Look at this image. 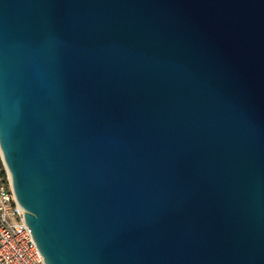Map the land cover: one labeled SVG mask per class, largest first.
<instances>
[{
    "label": "water",
    "instance_id": "obj_1",
    "mask_svg": "<svg viewBox=\"0 0 264 264\" xmlns=\"http://www.w3.org/2000/svg\"><path fill=\"white\" fill-rule=\"evenodd\" d=\"M0 156L46 264H264V0H0Z\"/></svg>",
    "mask_w": 264,
    "mask_h": 264
},
{
    "label": "built area",
    "instance_id": "obj_2",
    "mask_svg": "<svg viewBox=\"0 0 264 264\" xmlns=\"http://www.w3.org/2000/svg\"><path fill=\"white\" fill-rule=\"evenodd\" d=\"M0 264H46L12 189L0 156Z\"/></svg>",
    "mask_w": 264,
    "mask_h": 264
}]
</instances>
